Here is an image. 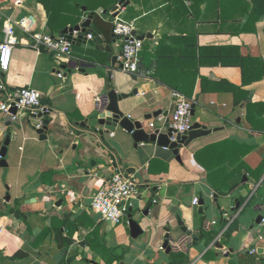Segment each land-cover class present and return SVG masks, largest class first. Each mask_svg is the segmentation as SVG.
Returning a JSON list of instances; mask_svg holds the SVG:
<instances>
[{
  "label": "crops",
  "instance_id": "1",
  "mask_svg": "<svg viewBox=\"0 0 264 264\" xmlns=\"http://www.w3.org/2000/svg\"><path fill=\"white\" fill-rule=\"evenodd\" d=\"M127 1L121 19L133 22L138 36H152L143 41L141 59L153 68L141 77L120 69V43L107 16L96 18L105 47L74 46L62 58L36 51L31 35L15 28L20 44L4 82L12 90H37L52 112L44 117L47 140L27 114L8 127L0 113V264H170L173 254L186 255L184 264H264L258 222L264 218V109L258 106L264 104V17L249 22L250 0ZM119 2L0 0V42L10 22L33 16L34 33L59 36ZM85 53L91 58L80 65ZM112 90L130 95L122 108L131 118L162 112L145 122L149 132L165 126L174 111L172 92H180L195 101L194 124L212 133L177 155L156 143L137 145L122 129L103 141L90 118ZM250 104L258 107L249 116ZM86 122L91 129L82 128ZM114 160L142 183L132 209L144 232L138 239L128 219L115 225L91 208ZM168 234L169 254L163 249Z\"/></svg>",
  "mask_w": 264,
  "mask_h": 264
},
{
  "label": "built area",
  "instance_id": "2",
  "mask_svg": "<svg viewBox=\"0 0 264 264\" xmlns=\"http://www.w3.org/2000/svg\"><path fill=\"white\" fill-rule=\"evenodd\" d=\"M124 10L125 7H120L118 15L116 17L107 16V21L112 24L113 34L120 43V69L132 76L141 77L143 41L134 35L135 24L121 19L120 15ZM35 24V18L30 16L17 23L10 22L4 29L5 37L0 42V94L4 96V100L0 102V113H3L5 117L12 116L14 124L21 114H27L29 122L38 131L44 127V117L52 112L51 107L43 103L42 94L30 87L12 90L4 82L5 74L11 69L14 48L20 44L15 28L19 27L23 32L31 35L33 49L41 52L45 48L60 58L70 55L74 47V36L77 37L80 33L75 31L73 34L59 36L36 34L34 33ZM88 39H92V36L89 35ZM79 70L80 67L76 69V71ZM59 77L64 78V75L60 73ZM172 96L174 111L169 120L171 128L175 131L173 140H176L177 136L187 135L194 125L192 111L195 101L177 91H173ZM14 108L18 110V114L15 116L12 114ZM155 127V123L150 124V128L154 129ZM112 165V175L95 193L91 208L102 220L117 225L128 219V215L134 207V201L142 194V183L124 169L121 161L114 160ZM198 203L199 199L196 198L194 204L198 205ZM261 224L264 226V218H262ZM252 252L255 253V250Z\"/></svg>",
  "mask_w": 264,
  "mask_h": 264
},
{
  "label": "water",
  "instance_id": "3",
  "mask_svg": "<svg viewBox=\"0 0 264 264\" xmlns=\"http://www.w3.org/2000/svg\"><path fill=\"white\" fill-rule=\"evenodd\" d=\"M129 5V2L127 0H120L116 8L111 11L109 14L106 10L100 9L96 13L89 14L84 20L77 24L74 27L66 28L63 32V34H73L75 31L80 33L79 36H74V46L76 47H82L86 46L88 52V49H96L98 50L100 46H106V38L104 35V31L100 28L98 23L96 22V18L101 16H109L113 15V17H116L118 15V11L120 7H127ZM84 14H86L88 11L86 8L83 9ZM106 23H109L111 26V36L112 38L115 37L113 34V27L110 22L106 19H103ZM109 32V31H108ZM91 35L92 39H88V36ZM134 35L140 39L141 41H144L146 38L151 39V35H142L138 36L136 32H134ZM115 42V41H114ZM110 53H113V50H109ZM121 55V52H119L118 56ZM118 56H115L113 59V62L115 63L118 59ZM91 58L88 53H85L83 55V58H79L76 60L77 63L80 62V65H82L87 59ZM103 69L106 67L105 65H102ZM80 67V66H77ZM80 72H86L85 67H80ZM135 94H137V91H135ZM130 98V95L128 94H118L115 90H112L110 92H107L102 100H100L97 105V115L90 118L92 121L97 122V126L94 127V133L98 134L103 141L106 140V136L109 135L110 132L114 133L118 129H122L125 132H127L129 135L132 136L136 144H150V143H156L161 148H166L169 150H172L175 155L179 153V150L183 147H187L191 142H193L196 139H199L201 137L208 136L212 133L211 130L208 129L207 126L202 125L200 123H195L191 129V131L185 135V136H177L176 140L174 139L175 131L170 126V120L167 118V122L165 126L162 129H157L154 132H149L145 126V122L150 121L153 118L158 117L162 114V112H158L157 114H152L148 116H144L143 118H140L138 120L131 118L130 116H127L122 108V104L124 101ZM244 107V106H243ZM242 107V108H243ZM12 114L15 116L18 114V110L14 108L12 110ZM193 117L195 116V106H193L192 111ZM168 117V115H165ZM42 117V115H40ZM86 123H83L81 126L85 129H91V126H88ZM6 125L8 127L13 125V117L8 116L6 118ZM49 120H44V127L41 130H38V134L40 135L42 140H47L48 134H49ZM164 129V130H163ZM9 137L6 141V145L4 149L2 150V157L5 158V152L6 147L9 144ZM5 163V161L1 162V164ZM203 205V204H202ZM201 208L200 214L203 215L204 211ZM176 213V211H175ZM263 217L258 218V222L262 221ZM129 220V226L131 230V236L133 239H138L143 235V229L140 225V223L135 220L134 215L132 214V211L128 215ZM176 223L178 227L181 229V231L186 234L188 237L192 236V232L189 231L188 227L186 226L184 220L176 214ZM166 232L170 233V230H165ZM172 242V238L170 237V234L165 236V242L163 245V249L169 254L172 251V247L170 246V243Z\"/></svg>",
  "mask_w": 264,
  "mask_h": 264
},
{
  "label": "trees",
  "instance_id": "4",
  "mask_svg": "<svg viewBox=\"0 0 264 264\" xmlns=\"http://www.w3.org/2000/svg\"><path fill=\"white\" fill-rule=\"evenodd\" d=\"M250 1H251V5L253 7V10L251 12L249 11V14H250L249 22L252 24L259 23L260 19L262 17H264V0H250ZM244 65H246V63L242 64L241 67L243 68ZM152 68H153V64H151L149 67H146V63L144 62V60L143 59L141 60V64H140L141 71H143L145 69L151 71ZM246 83H247L246 85H249L251 82H249V81L247 82V80H246ZM258 106H260L264 109V104H260ZM258 106L250 104L248 115L250 116L253 112L252 110L253 109L255 110V108H257ZM252 126H253V123H252ZM185 262H186V255H184V254H173L172 255V261L170 264H184Z\"/></svg>",
  "mask_w": 264,
  "mask_h": 264
},
{
  "label": "rangeland",
  "instance_id": "5",
  "mask_svg": "<svg viewBox=\"0 0 264 264\" xmlns=\"http://www.w3.org/2000/svg\"><path fill=\"white\" fill-rule=\"evenodd\" d=\"M77 50V49H76Z\"/></svg>",
  "mask_w": 264,
  "mask_h": 264
}]
</instances>
